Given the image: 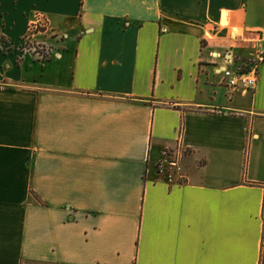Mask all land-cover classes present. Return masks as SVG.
Here are the masks:
<instances>
[{
  "label": "crops",
  "instance_id": "1",
  "mask_svg": "<svg viewBox=\"0 0 264 264\" xmlns=\"http://www.w3.org/2000/svg\"><path fill=\"white\" fill-rule=\"evenodd\" d=\"M0 35V264H264V60L221 72L264 0H0Z\"/></svg>",
  "mask_w": 264,
  "mask_h": 264
},
{
  "label": "built area",
  "instance_id": "2",
  "mask_svg": "<svg viewBox=\"0 0 264 264\" xmlns=\"http://www.w3.org/2000/svg\"><path fill=\"white\" fill-rule=\"evenodd\" d=\"M48 27L46 15L40 11H34L28 19L26 33L22 37V49L30 51L42 58L47 53V46L42 40L35 39L36 33L44 32ZM264 60V51L256 46L247 54V58L230 66L221 68L227 86L232 90H253L257 83L259 64ZM183 147L177 145L165 148L158 161L157 168L168 182H179L184 177V172L179 164L183 154Z\"/></svg>",
  "mask_w": 264,
  "mask_h": 264
},
{
  "label": "rangeland",
  "instance_id": "3",
  "mask_svg": "<svg viewBox=\"0 0 264 264\" xmlns=\"http://www.w3.org/2000/svg\"><path fill=\"white\" fill-rule=\"evenodd\" d=\"M16 12H18V11H16ZM34 13V11H27V14L25 15V17L27 18V17H31L32 16V14ZM15 15H18V14H15ZM21 15H22V12H21ZM18 19H20V17H19V15H18ZM17 19V20H18ZM18 28V26L16 25V28L15 29H17ZM247 58V55H245V56H243V58H241L242 60H244V59H246ZM241 59H238V63L239 62H241L242 60Z\"/></svg>",
  "mask_w": 264,
  "mask_h": 264
},
{
  "label": "trees",
  "instance_id": "4",
  "mask_svg": "<svg viewBox=\"0 0 264 264\" xmlns=\"http://www.w3.org/2000/svg\"><path fill=\"white\" fill-rule=\"evenodd\" d=\"M3 36L0 35V38H2Z\"/></svg>",
  "mask_w": 264,
  "mask_h": 264
},
{
  "label": "bare ground",
  "instance_id": "5",
  "mask_svg": "<svg viewBox=\"0 0 264 264\" xmlns=\"http://www.w3.org/2000/svg\"><path fill=\"white\" fill-rule=\"evenodd\" d=\"M235 55V54H234Z\"/></svg>",
  "mask_w": 264,
  "mask_h": 264
}]
</instances>
